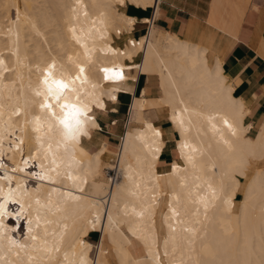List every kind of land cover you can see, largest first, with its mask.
<instances>
[{
  "label": "bare ground",
  "instance_id": "1",
  "mask_svg": "<svg viewBox=\"0 0 264 264\" xmlns=\"http://www.w3.org/2000/svg\"><path fill=\"white\" fill-rule=\"evenodd\" d=\"M157 2L0 0V264H264V126L248 135L249 110L206 48L154 25L116 43L136 21L121 8ZM139 74L158 76L161 96L134 99L141 126L107 168L114 184L98 116ZM53 80L68 84L59 101ZM61 103L80 109L71 133ZM150 110L179 134L165 173Z\"/></svg>",
  "mask_w": 264,
  "mask_h": 264
},
{
  "label": "crops",
  "instance_id": "2",
  "mask_svg": "<svg viewBox=\"0 0 264 264\" xmlns=\"http://www.w3.org/2000/svg\"><path fill=\"white\" fill-rule=\"evenodd\" d=\"M121 10L136 20L128 38H142L146 23L155 20L158 30L206 48L210 62L219 61L231 83V97L242 100L249 110L244 118L248 135L258 136L264 126V0H158L156 6L144 8L129 3ZM128 38H123L120 46ZM157 87L161 96L159 77L139 74L135 91L120 92L117 102L108 103V112L98 116V131L104 133L102 136L111 144L118 141L120 122H125L134 99L142 95L159 98ZM158 121L165 131L166 144L157 169L165 173L178 158L179 134L168 119L163 117ZM97 236L93 234L91 238L94 240Z\"/></svg>",
  "mask_w": 264,
  "mask_h": 264
},
{
  "label": "rangeland",
  "instance_id": "3",
  "mask_svg": "<svg viewBox=\"0 0 264 264\" xmlns=\"http://www.w3.org/2000/svg\"><path fill=\"white\" fill-rule=\"evenodd\" d=\"M123 38H128V35H126V36H122V39ZM121 39V40H122ZM121 40H116V43H117V45H119L120 46V42H121ZM127 40L128 39H126V41H125V44H126V42H127ZM125 44H123L122 46H124ZM121 46V47H122ZM141 60H142V53H140L139 54V56H138V58H136V63H140L141 62ZM157 95L158 96H160V92L158 91V87H157ZM145 117L146 118H148V119H150V120H152V121H154V123L156 124V125H161V122H159L158 120H159V117H158V115H157V113L155 112V111H149V112H147L146 114H145ZM120 125H122V129H121V135H120V139L118 140V141H111V142H113L114 144H111L109 141H107L103 136H102V134L104 135V133L103 132H100V131H98V132H96L95 133V135H94V141L97 143H103V142H107L110 146H109V149H110V151H112V153H108L107 155H106V157H105V160H104V166H103V171H105L104 173H105V175H106V173H107V168H108V166L109 165H111V164H114V162H112V160H114V159H116V154L118 153V146L120 145V143H121V138H122V136H123V134L125 133V131L128 129V128H131V127H133V126H141V125H138V124H135V123H133V121H132V123L128 126V128H125L124 127V122H120ZM92 147H93V149H96V148H98V145H96V144H92L91 145ZM96 146V147H95ZM107 166V167H106ZM108 179H107V177L105 176V178H104V181L105 182H109V181H107ZM110 184V183H109ZM98 235V234H97ZM98 238H99V235L93 240L92 238H91V241L93 242V243H97L98 242Z\"/></svg>",
  "mask_w": 264,
  "mask_h": 264
},
{
  "label": "snow or ice",
  "instance_id": "4",
  "mask_svg": "<svg viewBox=\"0 0 264 264\" xmlns=\"http://www.w3.org/2000/svg\"><path fill=\"white\" fill-rule=\"evenodd\" d=\"M105 71L110 70L106 69ZM115 75L118 77L120 74L116 73ZM66 88H68V84L64 83L62 80H53L48 84L49 94L58 101L61 99V92ZM48 107L51 108L52 105L49 104ZM60 107L63 109V116L60 119V123L71 133L73 130V122L75 121L76 124L80 122V109L73 103H61Z\"/></svg>",
  "mask_w": 264,
  "mask_h": 264
},
{
  "label": "built area",
  "instance_id": "5",
  "mask_svg": "<svg viewBox=\"0 0 264 264\" xmlns=\"http://www.w3.org/2000/svg\"><path fill=\"white\" fill-rule=\"evenodd\" d=\"M154 23H155V20H152V21L149 20L148 23H146L147 30H146V33H145V35L143 37H145V36H147L149 34V31H150L152 25H154ZM139 39L140 38H137L135 40H139ZM130 117L131 116H130V112H129L127 114V117H126L125 122H124V127L125 128H128V126L131 124ZM107 174H108V176H110V183H112L111 179L114 180V184L118 181L119 175H118V171H116V169L115 170L114 169L113 170H108L107 169Z\"/></svg>",
  "mask_w": 264,
  "mask_h": 264
}]
</instances>
